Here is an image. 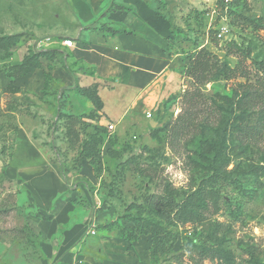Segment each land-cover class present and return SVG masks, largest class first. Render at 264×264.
I'll return each mask as SVG.
<instances>
[{"label": "rangeland", "instance_id": "rangeland-1", "mask_svg": "<svg viewBox=\"0 0 264 264\" xmlns=\"http://www.w3.org/2000/svg\"><path fill=\"white\" fill-rule=\"evenodd\" d=\"M151 1L170 20L176 49L187 54L205 47L220 65L241 67L230 79L210 80L202 96L194 95L191 79L183 77L185 97L156 107L154 127L144 123L112 131L107 123L87 121L93 113L69 115L72 89L54 79L41 94L18 85L0 88V264L52 259L35 226L38 207L6 172L20 129L46 151L48 164L60 169L67 184L63 198L90 217L91 237L83 251L97 256L95 238L107 227L138 236L148 250L159 232L149 264H264V101H244L249 93H264V0L232 4L222 35L217 13L212 16L203 0ZM68 22L66 0H0V46L14 50L0 68L39 53L42 38H63L52 30ZM190 100L197 101L193 129L172 134L170 126ZM249 128L258 135L247 136ZM170 200L173 211L164 206Z\"/></svg>", "mask_w": 264, "mask_h": 264}, {"label": "crops", "instance_id": "crops-1", "mask_svg": "<svg viewBox=\"0 0 264 264\" xmlns=\"http://www.w3.org/2000/svg\"><path fill=\"white\" fill-rule=\"evenodd\" d=\"M116 1L133 9H111L110 0H66L69 25L52 31L71 38L73 46H64L63 38H42L37 47L60 51L61 60L40 57V65L13 79L0 68V88L12 82L41 94L51 79L65 89L95 86L102 108L87 121L98 125L112 122L120 127L150 123L146 112L153 115L156 107L181 91L186 58L175 48L170 21L150 4L145 0ZM108 27L119 32L111 33ZM12 53L14 50H0L1 63ZM65 109L79 117L93 111L94 105L72 89ZM47 158L46 151L20 129L6 172L22 183L38 210L49 217L35 221L46 240V252L52 258L49 263L149 264L145 241L125 240L114 230L98 231L97 256L83 251L82 245L91 237L90 217L82 214L71 198H63L66 181Z\"/></svg>", "mask_w": 264, "mask_h": 264}, {"label": "trees", "instance_id": "trees-1", "mask_svg": "<svg viewBox=\"0 0 264 264\" xmlns=\"http://www.w3.org/2000/svg\"><path fill=\"white\" fill-rule=\"evenodd\" d=\"M145 1L152 6L151 0H145ZM239 2H240V0H234L232 4L239 3ZM109 4H110L111 9H122V10H132L133 9V6L128 5V4H124L121 2H117L116 0H110ZM167 4L168 3L164 4V7H166ZM153 8L157 12H159L164 18H166L168 21H170L167 18V16L165 14H163L157 7H153ZM261 21L264 24V17L261 18ZM107 31H110L111 33L119 32V30L114 29V28H110V27L107 28ZM172 32L173 31L171 29V33ZM233 45L236 46V44H233ZM10 46L11 45L9 44L8 48ZM0 50L8 51V50L4 49L2 46H0ZM179 51L184 53V51H182V50H179ZM47 53H51V55H54V54H60L61 52L56 50V49L41 50V51H39V53L37 52L36 55L33 54V55L25 56V57H23V59L19 63H14L6 69L7 76L10 79H13L15 77L22 76V75L26 74L29 71L30 67L40 65V57L47 54ZM184 55L186 58V63L184 65V71H183L182 76L191 79V83L194 87V93L193 94L196 96H202L203 95L201 90H202L203 86L205 84H207L210 80H212L216 77L218 79H230L235 75V72L241 67L239 63H238V65H236L233 68H230V67H228L226 65H222V64L220 65L218 57L205 47H201V48L195 50L194 52H189L187 54L184 53ZM242 73H243L242 75H245L244 71H242ZM11 85H14V84L12 82L9 83L5 87V89ZM70 89H75V91L79 95L86 97L87 99H89L93 103L94 110L91 111L88 115H91V113L95 114V111L100 110L102 108V101L100 100V98L97 94V90H96L95 86H88V87L74 86ZM187 91H185L182 94H180L181 93V91H180L178 94L174 95L173 97H175V96L176 97H178V96L185 97ZM192 98H193V96L190 97V99H192ZM244 101L246 104H249L250 102H262V101H264V93L263 92L249 93L247 95V98ZM196 103H197V101L190 100L191 106H189L187 110L183 111L182 113H180L176 117L174 123L170 126V130L172 131V134L173 133L178 134L181 132H188L191 129H193V127H194V121L193 120L196 118V116H198V113L195 112V110H197V109H194V108H196ZM256 131H258V130H256ZM256 131L255 130L253 131L252 129L249 128V129L245 130V134L247 136H251V137L256 136V135H258V132H256ZM171 203H172L171 200L168 202H164V206H166V207L170 206L172 210H170V209L169 210L173 211V209H175V208H173L171 206ZM177 212H179V209H177L175 213H177ZM36 215L43 220H46L49 218L48 216H45L39 210L37 211ZM103 229H106L109 231L117 229V232L122 236V238L125 240H128V241H135L139 238L138 236H136L134 234H130V233L123 234L121 232V230L118 228H107V227L105 228L104 227ZM159 235H160L159 232H155L153 234L152 245H151V249L149 250V256L153 252V249L156 245V238L160 237Z\"/></svg>", "mask_w": 264, "mask_h": 264}, {"label": "built area", "instance_id": "built-area-1", "mask_svg": "<svg viewBox=\"0 0 264 264\" xmlns=\"http://www.w3.org/2000/svg\"><path fill=\"white\" fill-rule=\"evenodd\" d=\"M234 0H203L204 3L209 4L211 7V15H215V18H218L219 25L217 27V31L219 32V35L224 34L228 31V24H229V17H228V11L230 8V5L233 3ZM217 16V17H216ZM62 44L66 47H72L73 46V40L71 38H63ZM146 118L153 119L152 112L147 111L146 112ZM107 127L110 131L114 130L115 124L112 122L107 123Z\"/></svg>", "mask_w": 264, "mask_h": 264}, {"label": "water", "instance_id": "water-1", "mask_svg": "<svg viewBox=\"0 0 264 264\" xmlns=\"http://www.w3.org/2000/svg\"><path fill=\"white\" fill-rule=\"evenodd\" d=\"M173 5H174V4H171V5H170V8H172ZM150 125H151L152 127H154V126L156 125V122H155V121H151V122H150Z\"/></svg>", "mask_w": 264, "mask_h": 264}]
</instances>
